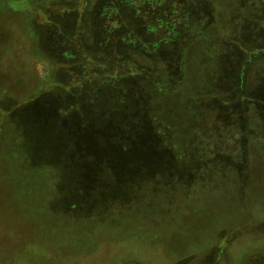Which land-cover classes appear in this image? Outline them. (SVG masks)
Returning <instances> with one entry per match:
<instances>
[{
  "label": "rangeland",
  "instance_id": "1",
  "mask_svg": "<svg viewBox=\"0 0 264 264\" xmlns=\"http://www.w3.org/2000/svg\"><path fill=\"white\" fill-rule=\"evenodd\" d=\"M0 264H264V0H0Z\"/></svg>",
  "mask_w": 264,
  "mask_h": 264
}]
</instances>
